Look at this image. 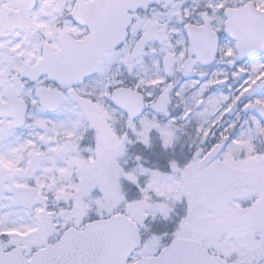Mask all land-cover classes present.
<instances>
[{"label": "snow or ice", "instance_id": "1", "mask_svg": "<svg viewBox=\"0 0 264 264\" xmlns=\"http://www.w3.org/2000/svg\"><path fill=\"white\" fill-rule=\"evenodd\" d=\"M0 264H264V0H0Z\"/></svg>", "mask_w": 264, "mask_h": 264}]
</instances>
